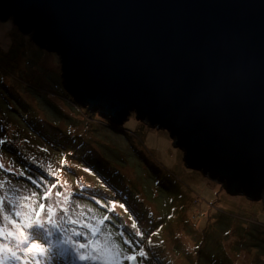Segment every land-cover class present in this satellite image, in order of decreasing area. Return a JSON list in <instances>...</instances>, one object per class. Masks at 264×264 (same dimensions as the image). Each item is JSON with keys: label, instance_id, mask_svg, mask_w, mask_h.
Segmentation results:
<instances>
[{"label": "rangeland", "instance_id": "rangeland-1", "mask_svg": "<svg viewBox=\"0 0 264 264\" xmlns=\"http://www.w3.org/2000/svg\"><path fill=\"white\" fill-rule=\"evenodd\" d=\"M109 242L136 255L121 264H264L263 194L229 195L133 114L112 128L74 104L57 55L0 22V264H105Z\"/></svg>", "mask_w": 264, "mask_h": 264}, {"label": "water", "instance_id": "water-1", "mask_svg": "<svg viewBox=\"0 0 264 264\" xmlns=\"http://www.w3.org/2000/svg\"><path fill=\"white\" fill-rule=\"evenodd\" d=\"M74 104L163 130L185 167L264 199V0H0Z\"/></svg>", "mask_w": 264, "mask_h": 264}, {"label": "snow or ice", "instance_id": "snow-or-ice-1", "mask_svg": "<svg viewBox=\"0 0 264 264\" xmlns=\"http://www.w3.org/2000/svg\"><path fill=\"white\" fill-rule=\"evenodd\" d=\"M43 207H44L43 205H40V209L41 210L43 209ZM48 211H49V213H51L52 209L49 208ZM32 215L37 217V219L34 222L35 223H40V221L38 219L39 216H40V211L37 210ZM24 218H25V220H27L29 222V225L33 222L32 221V216H25ZM75 222H77V221H74V223ZM102 223H103V220L98 221L97 224L85 223L84 227L90 229L93 233H97L98 234L99 225L102 224ZM124 243L125 244H130L131 242L126 240V241H124ZM79 246L81 248L90 247V248L93 249L92 253L81 255L80 258L82 260L83 259H88V258H93V259L97 258L95 253L97 251H99L100 246H99V243L95 239L90 240L88 245L81 244ZM30 250H34V251H37V252L42 251L36 244H32ZM101 255H102V258L105 261V264H121V260L122 259H124V260H126L128 262H133L137 258L135 254H129V255H126L124 257H121V252L119 250V247L116 246V245L111 244V242H109V244L105 246L104 251L102 252ZM139 256L140 257L145 256V252L143 250H141L139 252Z\"/></svg>", "mask_w": 264, "mask_h": 264}, {"label": "clouds", "instance_id": "clouds-1", "mask_svg": "<svg viewBox=\"0 0 264 264\" xmlns=\"http://www.w3.org/2000/svg\"><path fill=\"white\" fill-rule=\"evenodd\" d=\"M6 50V49H5Z\"/></svg>", "mask_w": 264, "mask_h": 264}]
</instances>
